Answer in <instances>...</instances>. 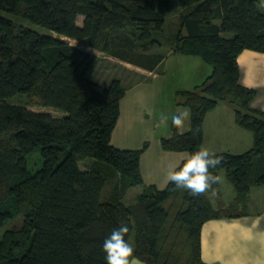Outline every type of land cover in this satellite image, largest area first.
Masks as SVG:
<instances>
[{
  "label": "trees",
  "instance_id": "16d2710c",
  "mask_svg": "<svg viewBox=\"0 0 264 264\" xmlns=\"http://www.w3.org/2000/svg\"><path fill=\"white\" fill-rule=\"evenodd\" d=\"M178 10L172 54L197 58L211 72L177 92L189 130L180 134L171 122L160 147L198 150L206 115L229 106L253 138L247 152L217 153L221 163L209 170L224 171L235 194L229 206L219 183L214 195L198 196L170 182L161 190L144 184L140 162L149 144L111 145L127 88L117 78L106 85L89 78L94 58L69 42L153 73L166 58L158 52L166 21ZM243 51L264 54L260 0H0V227L22 219L0 238V264H106L103 241L121 222L144 264H205L202 225L247 216L251 190L264 187V112L252 107L256 91L241 84ZM19 96L63 116L10 102ZM34 152L41 165L30 171ZM134 188L141 192L126 204Z\"/></svg>",
  "mask_w": 264,
  "mask_h": 264
},
{
  "label": "rangeland",
  "instance_id": "374dc122",
  "mask_svg": "<svg viewBox=\"0 0 264 264\" xmlns=\"http://www.w3.org/2000/svg\"><path fill=\"white\" fill-rule=\"evenodd\" d=\"M181 16L182 12L178 10L172 13L166 21V26L162 34L163 38L160 39L161 46L158 50V52L161 53V55L166 56V58L173 52L175 45L174 38L175 35L178 34V30L180 28ZM82 20V17L78 18V25L82 24ZM16 21L17 23L23 24L24 26H29L25 21ZM182 34H184V32ZM69 42L72 45L80 48L84 52L88 53L91 58H94L93 64L88 72L89 78L104 85L108 84L113 78H117L120 79V81L123 80L122 84L127 88V91H131L130 94H127L120 107V117L112 134V146L113 144L118 145V148L121 150L124 149L127 142H129L135 145V148L133 149L136 150L141 148L142 145L147 142L146 140L152 142V138H154L153 142L155 141L154 145H157L159 137L161 138L162 134L164 133V126L166 133L171 132L170 124L172 122V119H170V116L172 117L176 115V113L174 108L170 109L169 103L170 100L174 102V100H176L177 98L176 93H171L174 89L177 91H184L183 89L191 88V81L196 78L199 72V68L194 65L193 61L201 63L199 59L182 55L173 56L172 58L168 57L169 59L167 58V60L162 63L159 70L153 73H147L143 72L140 68L126 64L117 59L107 57L105 54L88 48L85 43L72 41ZM161 71L164 72V76L159 75L161 74ZM137 87H140L142 89V93L132 92L131 89ZM10 102L12 104L27 105V109L32 112H46L54 118H60L63 116V113L55 111L52 108L37 107L33 106L32 104L29 105L28 100L23 96L13 98L10 100ZM137 104L140 105L141 109H139ZM220 107L222 108L217 109V111L209 119L210 122H208L207 127L205 128L207 143L213 150H223L213 152L226 153L228 148L236 151L233 148V145L237 143V140H235V142H232L234 139H236L235 136H232L234 135L235 131L239 132L238 134L240 135V139L242 138L241 140L243 142V139L246 136L251 137L252 135L249 132L239 128L235 124L233 113L228 112L231 111V108L229 106H227L226 104H220ZM225 109H228V111H226ZM181 111L189 112L188 109L183 107H181ZM186 127H188V125L185 123L180 130L185 132ZM147 143L149 144V142ZM243 144L244 143H242V145ZM154 145L149 148L145 155L146 157H144V159L142 160L143 168H150L148 173L145 174V182L149 181L150 177H164V171L169 166L165 165V162L162 163L161 159L160 162L158 161L157 163H155L154 159H151L149 157L150 153H152L153 151L152 149ZM243 151H241V154ZM185 154L187 153H181V155ZM176 160L178 163L181 159L176 158ZM151 161H153V163H151ZM40 165L41 157L39 153H32L28 158V169L30 171H35L37 170V168H39ZM218 177H220V181L218 183L221 189L222 201L225 206H229L233 202L235 194L232 187L225 178L224 171H219ZM163 184L164 187L158 189L161 190L165 188L167 182H163ZM140 189L141 188H134L130 190L126 195L124 202L126 204L132 202L135 196L140 194ZM254 191L255 192H253L250 198V202L246 207V210L249 213L264 209V187H261L260 189ZM108 193L109 189H106L105 195L107 196ZM242 208V206H239V210H242ZM21 223V216L14 217L6 221L0 227V238L5 231L15 229L16 227L21 226ZM130 242L133 243L132 239H130Z\"/></svg>",
  "mask_w": 264,
  "mask_h": 264
},
{
  "label": "crops",
  "instance_id": "0c3cea01",
  "mask_svg": "<svg viewBox=\"0 0 264 264\" xmlns=\"http://www.w3.org/2000/svg\"><path fill=\"white\" fill-rule=\"evenodd\" d=\"M262 10L264 12V0H260ZM177 56L176 54H169L168 57ZM167 57V58H168ZM167 58L165 60H167ZM169 59V58H168ZM164 60V62H165ZM200 61V60H199ZM194 65H196L198 69V74L195 79L191 81V88L183 89L184 91H189L193 88V86L199 84L202 82L207 76H209L211 70L209 67H207L205 64L198 63L197 61H193ZM238 66L240 68V81L241 84L244 87L254 89L256 91V97L254 101L252 102V107L254 109L260 110L264 112V54L256 53L252 51H243L238 59H237ZM203 64V65H202ZM143 72H147L142 70ZM148 73V72H147ZM164 76V72L161 71V74ZM159 78V77H158ZM123 82V80L121 81ZM132 92H140L142 93V89L140 87L132 88ZM177 90H173L171 94H177ZM130 90H126L125 97L120 102V107L122 105L123 100L126 98L127 94H130ZM176 100L171 101L169 103L170 109H175L176 115L180 114L181 107L176 106L175 104ZM137 106L140 108V105L137 104ZM220 105H218L213 111L209 112L205 119H204V125H203V142L202 147H206L209 150L212 151H223V150H213L209 144L207 143L206 139V133L205 128L207 127L208 122H210V118L213 116V114L217 111ZM177 110H180L179 112ZM183 110V109H182ZM228 111V109H225ZM231 111H228L229 113ZM131 111V110H130ZM231 113V114H232ZM234 115V113H233ZM173 117V116H172ZM170 116V119H172ZM187 124L188 127H186L185 132L180 130L184 124ZM183 126L178 127V132L180 134H184L189 130V118L184 120ZM164 133L162 134L161 138L159 137L157 141V145L155 144V141L153 142L154 138H152V142L146 140L149 142V147L146 150V152L143 154L140 162V170L142 175V180L144 184L146 183L148 185H154L157 188L164 187L163 182H167V171L168 168L172 165L177 164L178 159H182L184 155H181V153H170L165 152L160 147V140L163 138H170L171 133L167 132L165 130L164 126ZM238 131H235L234 135L236 139H234L232 142H235L237 140L236 144L233 145V148L236 150L227 149L226 153L231 154H241L246 152L248 149H250L252 145V136L251 137H245L243 140L240 139V135L238 134ZM229 134V133H228ZM147 139V138H145ZM153 143V144H152ZM242 143H244L242 145ZM152 144V145H151ZM153 151L150 153L149 157L151 159H154V162L157 163L160 162V159L162 160V163L165 162V165H169L165 171H164V177H158V178H151L149 181L145 182V174L148 173L149 169L143 168L142 160L144 157H146V153L153 146ZM114 147L118 148V145H114ZM135 145L127 142L126 147L124 150H135ZM233 151V152H232ZM151 152V151H150ZM217 153V152H214ZM153 163V161H151ZM145 184V185H146ZM163 185V186H162ZM167 185V184H166ZM259 188H254L251 190L249 194L248 204L250 202V198L255 192L254 190H258ZM200 254L201 259L205 264H264V209L258 210L255 212H248L247 216L236 218V219H230V220H210L208 222H205L200 230Z\"/></svg>",
  "mask_w": 264,
  "mask_h": 264
},
{
  "label": "clouds",
  "instance_id": "9594fccd",
  "mask_svg": "<svg viewBox=\"0 0 264 264\" xmlns=\"http://www.w3.org/2000/svg\"><path fill=\"white\" fill-rule=\"evenodd\" d=\"M178 112L180 110H177ZM190 115L188 111L180 112L172 117V124L176 127L183 126L184 120ZM221 163V158L206 147H200L194 152L185 154L175 165L168 168L167 181L178 189L189 191L193 196L203 195L212 191V185L220 181V177L213 175L209 170L216 168ZM129 227L121 222L118 228L112 230L104 239L102 252L106 264H144L134 255V247L126 239Z\"/></svg>",
  "mask_w": 264,
  "mask_h": 264
}]
</instances>
